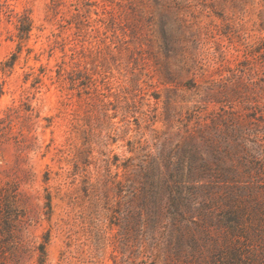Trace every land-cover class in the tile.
<instances>
[{
	"label": "rangeland",
	"instance_id": "1",
	"mask_svg": "<svg viewBox=\"0 0 264 264\" xmlns=\"http://www.w3.org/2000/svg\"><path fill=\"white\" fill-rule=\"evenodd\" d=\"M0 87V264H264V0H0Z\"/></svg>",
	"mask_w": 264,
	"mask_h": 264
},
{
	"label": "trees",
	"instance_id": "2",
	"mask_svg": "<svg viewBox=\"0 0 264 264\" xmlns=\"http://www.w3.org/2000/svg\"><path fill=\"white\" fill-rule=\"evenodd\" d=\"M32 29H33V21L29 15H23V16L17 18L16 30L18 32L17 37L19 39V47H18L19 50H21V48L23 47V44L30 39ZM17 59H18V56L15 54L12 57V61L7 62L6 66L12 68L15 65ZM2 94H3V92H2V89L0 87V98H1ZM259 210L262 213H264V208H260ZM243 213L245 215L247 213V209L244 208ZM179 215L182 216V214L180 212H179ZM229 215H230L229 217L231 219L230 221L232 222L231 229L235 231V229H237V225L239 224V221H240L239 220V213L237 216L236 212L233 211ZM43 254H44V247H43Z\"/></svg>",
	"mask_w": 264,
	"mask_h": 264
}]
</instances>
